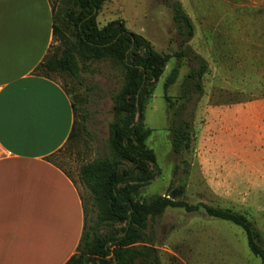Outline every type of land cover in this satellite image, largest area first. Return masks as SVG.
Masks as SVG:
<instances>
[{
	"label": "rangeland",
	"instance_id": "rangeland-1",
	"mask_svg": "<svg viewBox=\"0 0 264 264\" xmlns=\"http://www.w3.org/2000/svg\"><path fill=\"white\" fill-rule=\"evenodd\" d=\"M49 1L57 14L64 15L70 6L69 0ZM166 1L106 0L97 20L100 27L121 20L156 51L173 54L183 47ZM175 1L193 22L195 34L188 45L207 61L208 71L202 81L203 95L188 106L192 142L180 155L172 147V110L164 88L178 61L173 58L168 63L144 121L152 130L148 147L155 152L159 174L135 199L151 202L160 196L175 197L168 191L173 185V190L183 191L176 199L244 213L264 236V0ZM51 47L50 54L61 47L54 36ZM198 67L196 60L181 61L179 79L168 90L173 101L179 97L185 77ZM46 75L60 84L77 106L74 137H69L51 160L77 184L88 211L87 222L92 224L90 193L79 172L82 165L110 155L113 96L121 89L124 74L114 63L103 60L91 62L81 72L80 82L64 73ZM157 221L147 235L161 264H261L239 227L203 211L170 208Z\"/></svg>",
	"mask_w": 264,
	"mask_h": 264
},
{
	"label": "trees",
	"instance_id": "trees-1",
	"mask_svg": "<svg viewBox=\"0 0 264 264\" xmlns=\"http://www.w3.org/2000/svg\"><path fill=\"white\" fill-rule=\"evenodd\" d=\"M105 1L69 0L70 6L64 15L57 14L52 5L53 36L61 47L54 54L48 53L35 71L48 79V73H64L80 82L81 72L87 70L91 62L109 60L124 74L122 87L113 96L114 118L109 124L108 139L110 155L96 158L80 168V179L90 193L94 217L92 224H88V211L82 200L83 233L77 252L66 264H161L158 250L148 243L147 230L170 208L187 213L203 211L211 218L239 227L246 235L251 253L264 264V236L244 213L178 200L176 195L183 191L173 190V185L168 191L175 197L160 196L151 202L135 199L159 174L155 152L148 147L152 130L144 122L159 79L171 59H177L178 64L166 78L164 88L165 100L172 110V147L181 155L190 149L192 142L193 120L187 116L188 106L203 95L202 81L208 63L188 45L195 29L179 1H166L183 47L173 54L156 51L144 36L129 31L121 20L100 27L97 17ZM185 58L196 60L199 67L188 73L179 97L173 101L168 90L177 83L181 61ZM41 69L45 74L40 73ZM72 104L75 115L77 106ZM83 130L88 133L86 125ZM75 131L76 120L70 137H74ZM118 225L120 229L115 228Z\"/></svg>",
	"mask_w": 264,
	"mask_h": 264
},
{
	"label": "crops",
	"instance_id": "crops-1",
	"mask_svg": "<svg viewBox=\"0 0 264 264\" xmlns=\"http://www.w3.org/2000/svg\"><path fill=\"white\" fill-rule=\"evenodd\" d=\"M52 43L49 0H0V264H66L83 233L80 190L51 160L73 104L35 73Z\"/></svg>",
	"mask_w": 264,
	"mask_h": 264
}]
</instances>
